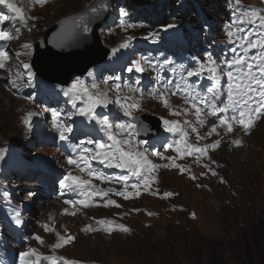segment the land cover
<instances>
[{"label": "rangeland", "instance_id": "1", "mask_svg": "<svg viewBox=\"0 0 264 264\" xmlns=\"http://www.w3.org/2000/svg\"><path fill=\"white\" fill-rule=\"evenodd\" d=\"M18 1L28 19L26 26L9 22L3 28V31L13 34L14 38L5 41L2 49L7 52L8 58L4 68H0V148L6 144L13 149L28 151L23 166L37 169L47 162L55 168L63 162L58 160L59 157L63 158L58 148L29 145L32 137L30 124L24 122L28 118L25 110L36 105L27 90L36 81L29 62L34 43L39 42L42 36L45 37L49 28L61 18L82 13L96 0H47L43 4H37L35 0ZM109 1V22L100 29V35L104 46L112 51L110 58L103 69L91 70V76L88 73L83 78H74L61 91L64 93L73 82L80 80L89 87L90 92L106 93L112 103L107 107L98 106L95 114L98 118L109 117L112 130L119 133V139L126 138V132H120L115 125L132 122V118L125 115L124 110L116 104L117 98L124 108L133 103L139 105V110L130 109L132 117L149 114L160 118L162 133L173 122H179V126L188 132L185 140L194 147H200L203 140L198 141L197 134L184 122H193L198 126L200 136H206L213 125L219 128V118L212 115L203 118V126L197 123L195 109L189 103L192 95L188 94L186 97L189 90L183 86L184 79H187L184 70L196 67V62L206 60V53L210 52L221 69L228 71L224 62L234 58L233 48L236 50L235 56L243 55L249 62H252L253 57L259 59L264 56V49L241 47L243 41L239 39L238 32L239 27L253 32H258V29L248 23L239 25L236 22V16L241 13L234 0H125L134 7L133 19L129 15H120L119 9L123 8L124 0ZM241 3L251 6L257 12H264V0H241ZM9 11L8 8L0 9V16L8 17ZM191 17H197L196 23H190ZM7 20H0V25L3 27V22ZM142 22L152 26L145 28ZM170 24L176 27L165 30V26ZM15 28L20 31L15 32ZM230 32L232 35H229ZM153 33L158 35L153 37L150 35ZM129 37L133 38L129 47L121 48L120 45ZM252 39L264 41V33L254 35ZM202 44L206 47L204 50ZM144 50L145 54H142ZM179 50L185 52V59L174 58L178 56ZM150 52L152 55L148 54ZM142 56L149 57L155 67L145 64L143 72L127 71ZM165 59L172 63L160 68L159 65ZM25 64L29 68H24ZM173 67L176 68L175 73L171 71ZM253 71L255 74V70ZM102 73L106 75L102 76ZM207 75L205 68L199 80L192 77L195 80L191 78L190 82L195 81L200 91L204 87L200 83L207 80ZM105 80L108 82L105 83ZM167 80L173 81V91L178 88L180 90L177 95L166 93L165 106L163 97L151 93L154 87L161 86ZM10 81H14L16 86L13 87ZM93 83L98 85V89L91 88ZM53 91H59L58 87L53 85ZM208 95L210 99L211 95ZM186 98L188 103H185ZM70 99L74 98L69 97ZM172 103H175V109L171 108ZM82 106L81 101H76L75 107L69 102L62 122L72 125V132L66 135L79 152L81 147H94L87 143L88 140H100L97 132L91 133L92 127L89 126L87 117L73 115L72 120H68V115ZM174 112L180 114L173 115ZM256 123L250 130L252 136L239 129H234L231 133V142L234 136L240 137L244 141L243 148L235 147L240 150L235 154H227L229 145L225 142L224 152L223 148L217 149L219 161H210L202 169L198 167L196 158L200 153L186 154L183 145L177 151L175 141L180 139L181 133L168 132L171 139L162 148L158 145L160 139L147 142L148 147H145V141H139L134 134L132 145L139 142L141 149L147 148L148 159L157 165L152 174L155 180L150 182L149 189L145 190L141 184L140 194L136 195V190L130 185L137 178L131 177L127 188L130 198L124 199L114 194L125 190L119 177L128 173H124L122 169L112 167L116 169L114 179L103 182L87 175L86 180L91 179L95 186L92 192L108 189L113 191H109L103 198L94 196L93 204L73 217L60 209L59 199L48 200L52 203L40 200L39 192L46 195L43 187L35 183L36 180H29L26 176L17 180L19 176H14L10 181L4 174L6 167H0V264H211L213 256L224 264H264V248L258 251V247L253 246L259 240L264 246V117ZM210 138H215V133L206 136L204 141ZM80 141L85 143L80 145ZM169 144L172 145L171 148L168 147ZM154 151L161 155H153ZM3 152L1 150L0 165L7 163ZM195 159L197 161L193 164L185 163V171L181 173L178 172L179 168L173 166L186 161L193 162ZM213 171L223 173L227 184L207 182ZM182 179L193 185L196 180L194 186H201V189L183 184ZM162 183L165 187L157 191ZM3 188L8 192H15L14 198H9ZM165 192L176 194L165 197ZM109 199L116 201L120 207L106 205ZM135 209L146 211L147 215L140 214L137 217L133 213ZM14 210L19 211L20 223L16 222ZM79 216L81 219H78ZM102 219L112 220V228L105 238L100 234L103 224L98 223ZM132 224L137 228H134L131 236L117 227L124 225L133 230ZM69 235L74 239L64 243L61 237L67 238ZM37 236L43 243L35 239ZM58 241L62 247H55ZM29 249H35L37 255L22 258L20 253ZM250 255L252 259H249Z\"/></svg>", "mask_w": 264, "mask_h": 264}, {"label": "snow or ice", "instance_id": "2", "mask_svg": "<svg viewBox=\"0 0 264 264\" xmlns=\"http://www.w3.org/2000/svg\"><path fill=\"white\" fill-rule=\"evenodd\" d=\"M37 4L46 3L47 0H35ZM236 4V8L240 10V15L236 16V22L239 25H243L244 23H248L253 25L258 32H253L251 30H246L243 27L238 28V32L240 33L239 39L243 41L240 45L241 47H248L250 49L261 48L264 49V41H254L252 37L254 35H258L259 33H264V12H257L255 9L251 8V6L242 5L241 0H234ZM0 4L6 5V7L11 10L16 18L26 26V21L28 17L24 14V10L21 7H18L16 4L9 2V0H0ZM111 7L109 0H99L97 4L91 6L89 11L84 15H81L77 18V24L82 28L83 32H88L89 24L93 19L99 17L103 12H106ZM121 17H126L128 13L124 8H120ZM9 19L7 16H0V20ZM257 21L259 23L257 24ZM123 23V21H122ZM128 27H132V25H128ZM176 25L170 24L165 26V30L168 28H174ZM15 32H19V28L14 29ZM153 37L157 36V33L150 34ZM229 35H232L230 32ZM13 34L0 30V41H7L13 39ZM133 39L129 37L127 41L120 45L121 48L129 47V42ZM25 47H31V45H25ZM113 51H116L115 49ZM234 53V58L231 61H225V66L228 68V71L224 73L226 76V84H222V76H221V65L217 62L216 59L213 58L212 53H206V60L197 61V66L191 69H185V76L187 79H184V88L188 89V93H186V97L188 94L192 95L194 100H198L200 104L207 105L211 112L210 114L216 116L218 113H230V115L219 117V125L226 126L227 133H232L234 131L233 124L239 125L245 134H249L250 130L255 126L258 119L264 116V56L253 57L252 62H249L247 58L243 55L235 56V48L232 49ZM7 52L0 50V68H4L5 61L7 60ZM172 62L165 59L163 63L159 65L160 68H164L166 65L171 64ZM148 65L149 67H155L152 64V61L147 56H142L140 60L134 61L133 66L129 67L127 71L132 72H143V65ZM24 68H29V65L25 64ZM205 68H207L208 75L206 79L209 81L208 86L203 90V95L201 91L198 90L199 86L195 81H191L192 77H196L197 80L204 74ZM235 69V71H233ZM246 70V71H245ZM255 70V74L254 71ZM171 71L173 73L176 72V68H172ZM29 75L31 73L29 72ZM91 76L92 73H89ZM105 83L108 81L105 80ZM13 84V87L16 86L14 81H10ZM173 81L167 80L161 86L154 87L152 89L153 95L163 97L165 99V106H167V98L166 93H170L171 95H177L179 88L176 91L172 90ZM92 89H98V85L93 83L91 85ZM119 88V85H117ZM161 88L163 90H161ZM139 89H132V91H138ZM67 97H73L74 99H70V103L75 107L76 101H81L84 106L80 107L75 113H70L68 115V120H72L73 115L85 116L89 119V121H95L98 125H100L101 131H103L107 137V141L110 143H105L102 140H88V144L94 145L93 148L81 147L80 148V156L79 157H68V164L75 165L80 172L87 171V175L89 177L95 178L97 180H101L102 182L107 180V177L101 174L99 171L94 170L91 166L92 160H98L100 164H106L107 167H115L122 170H125L128 174L122 175L119 177V181L123 183L125 190L116 191L114 194L122 196L124 199H129L130 195L127 191L129 180L131 177H136L137 181L132 183L130 186L132 189L136 190V195L140 194L141 184H143L144 189H149V184L151 181L155 180V177L152 176V171L157 167L151 163L148 159V149H141L140 143L138 142L135 146L132 145V140L134 139V134L138 135L139 131L137 129V125L134 122H129L125 124H117L116 128L120 129V132H126V138L119 139V133L114 132L113 125L109 121L108 116L97 117L94 111V108L97 106L107 107L111 100L107 98L106 93L96 92L92 93L89 90V87L84 84L83 81L77 80L71 84V86L64 91L63 93ZM211 94V98L209 99V95ZM185 103H188V99H185ZM116 104L124 110V114L131 117L133 121H135V117H132V111L130 109L139 110V105L136 103L128 105L127 108H124V105L121 103L120 99L117 98ZM193 108L195 109V116L197 123L201 126L204 125L205 120L202 118V109L197 104L193 103ZM179 112H174L173 115H179ZM34 115V113L29 112L27 114V119H25V124H30V119ZM60 113H54V117L58 118ZM185 125L191 127V131L197 134V140L205 139L206 136L211 135L212 133L217 132V125H213L211 131L206 134V136H200L198 129L195 125L191 124L189 121L184 122ZM166 125H169L168 121H165ZM57 128L59 130V138L60 140H66L68 137L66 133L72 132V125L66 123H57ZM127 130V131H126ZM166 130L170 133H181L180 139L175 141L177 145V151H179V146L183 145L186 154H191L192 152L206 154L208 149L216 148L219 146L221 141L217 140L213 144H207L203 147H194L190 145L185 140V137L188 135L183 128L179 126V122H173L170 126L166 128ZM85 142L80 141V145H83ZM233 143L237 146L241 144L240 140H235ZM169 148L172 147L171 144L168 145ZM91 153V155H88ZM153 155L160 156L161 154L158 151H154ZM171 159V158H169ZM168 165H165L167 167ZM175 167H179L178 165H173ZM181 172L185 171L184 168L180 169ZM213 175L216 173L213 171ZM196 179L195 176L192 177ZM70 182V183H69ZM223 182V181H222ZM61 185L71 191L79 190V195L85 197V199H81L79 201L80 204L85 207L89 206V200L92 199L93 196H100L103 198L107 196L109 191H113L112 189L108 190H99L92 192V195H88V188L92 185L91 179H83L80 176L73 175L72 172H68L65 176L64 180H61ZM31 195V194H30ZM173 193L165 192L164 196H172ZM65 203H73L72 201H65ZM106 205H115L116 207H120L119 204L114 200H107ZM15 215L17 217L16 222L20 223L19 211L14 210ZM151 215V213H149ZM194 215V214H193ZM100 224H111V221L100 220L98 221ZM91 228V226H87ZM119 229L124 232H128L129 229L124 225H118ZM47 230V228H46ZM38 241L43 243L40 237H35ZM74 237L68 236L67 238L61 237L64 243H68L73 240ZM63 245L57 243L55 247L59 248ZM37 253L35 249H29L27 252L20 253V256L29 257L36 256Z\"/></svg>", "mask_w": 264, "mask_h": 264}, {"label": "water", "instance_id": "3", "mask_svg": "<svg viewBox=\"0 0 264 264\" xmlns=\"http://www.w3.org/2000/svg\"><path fill=\"white\" fill-rule=\"evenodd\" d=\"M98 2L91 3L82 13L61 18L48 29L40 43L35 44L32 68L42 82L68 85L72 79L85 76L109 58L111 51L104 46L99 30L108 22L110 8L91 21L88 32H83L76 22ZM135 118L141 139L153 138L162 132L160 118L149 114Z\"/></svg>", "mask_w": 264, "mask_h": 264}, {"label": "bare ground", "instance_id": "4", "mask_svg": "<svg viewBox=\"0 0 264 264\" xmlns=\"http://www.w3.org/2000/svg\"><path fill=\"white\" fill-rule=\"evenodd\" d=\"M9 2H12V3H14V4H16L18 7H20L21 5L19 4V1L18 0H9ZM50 2H53V1H50ZM20 5V6H19ZM2 6V4H0V7ZM24 14H25V11H24ZM14 18H16V16H14ZM1 76V75H0ZM1 83V82H0ZM0 93H2V91L0 90ZM185 100V99H184ZM189 101V100H188ZM57 103H59L58 101H57ZM189 103L190 104H193V103H191L190 101H189ZM201 107V109H202V118H208V117H211L212 115L210 114V112L208 111V108L207 109H205L206 107L202 104V106H200ZM205 107V108H204ZM97 108V110H98V106L96 107ZM171 108H173V109H175L176 108V105H175V103H172V105H171ZM224 115H229V113H223ZM186 115L188 116V112L186 113ZM191 124H193V122H190ZM193 125H195V124H193ZM196 126V125H195ZM196 127H198V126H196ZM191 128V127H190ZM233 128L234 129H239V130H242L243 131V129L239 126V125H237V124H233ZM217 132L219 133V135H217L216 133H215V138H210V139H208L207 141H204V139H201V140H203V142H202V144H200L201 146L200 147H203V143L205 144V145H207V144H213L215 141H217V140H219V141H221V143L219 144V146L218 147H216V148H214V149H212V148H210V149H208V151H207V153L206 154H199L198 155V157H196L197 159H198V167L200 168V169H202L203 167H204V165H209V162L210 161H212V162H214V161H219V156H217V149H219V148H223V145H224V143L226 142V143H228V145H229V150H227V154H235L237 151H239V150H236V148L235 147H238V148H241L242 146H244V141L240 138V137H237V136H234V139H233V141H235V140H240L241 141V144L239 145V146H237V145H235L234 143H233V141L231 142V140H230V135H231V133H227V131H226V126H220L219 125V128H217ZM201 134V133H200ZM250 135H251V133H250ZM249 135V136H250ZM252 136V135H251ZM217 137H219V139L217 138ZM243 148V147H242ZM224 150H226V149H222V152H224ZM0 153H1V150H0ZM4 156V155H3ZM1 158H3V157H1ZM197 160H195L194 162H196ZM8 163V162H7ZM7 163L6 164H4V165H0V166H5V165H7ZM185 163H187V164H189L187 161L186 162H182V163H180V165H179V167H175V168H179L178 169V172L179 173H181V171H180V169L181 168H185V166H186V164ZM183 164V166H181ZM157 168V167H156ZM156 168H155V170H156ZM171 169V168H170ZM170 169L168 170V173H170ZM215 173H216V175H211V178L209 179V180H207V182H211V183H216L217 185H225V184H227V178H226V176L223 174V173H221V172H219V171H214ZM23 175V176H22ZM21 175V178L22 177H24L25 175L24 174H22ZM29 180L31 179L29 176H26ZM178 176H175V178H177ZM223 181V182H222ZM169 182H171V180H169ZM182 182H183V184L184 183H187L188 185H190V186H192V187H195L194 185L197 183V181L195 180V184L193 185V183L192 182H190V181H188V180H184V179H182ZM164 183H162V184H160L159 185V187H158V189H157V191L158 190H160V189H163L165 186L163 185ZM195 188H197V189H201V186L200 187H195ZM56 190V189H55ZM55 190H51V192L52 193H54V191ZM79 191V190H78ZM156 191V192H157ZM159 193H160V191H159ZM176 194V192H174V194L173 195H175ZM133 213H134V215L135 216H139L140 214H142V215H147V212L146 211H144V212H140L139 210H137V209H135L134 211H133ZM78 219H81V217H78ZM106 221H111V224L109 225V224H103L102 225V227H101V229H100V234H101V237L102 238H105L106 236H107V234H108V232L111 230V228H112V220H110V219H108V220H106ZM132 226H133V230H129L128 232H127V234L126 235H130L131 236V234H132V232L134 231V228H137L135 225H133L132 224ZM112 247H110V249H111Z\"/></svg>", "mask_w": 264, "mask_h": 264}, {"label": "trees", "instance_id": "5", "mask_svg": "<svg viewBox=\"0 0 264 264\" xmlns=\"http://www.w3.org/2000/svg\"><path fill=\"white\" fill-rule=\"evenodd\" d=\"M125 1V0H124ZM146 1H148V2H152V1H154V0H146ZM178 2V1H177ZM126 4H128L126 1L122 4V6H125ZM129 9H132V7L131 6H128L127 7V10L129 11ZM132 14V13H131ZM175 17V19H179V18H176V16H174ZM196 19H197V17H191L190 18V23H196ZM147 26H151L150 24H146ZM181 54H183V55H185V52H183V51H181ZM254 247H258V251H260L261 249H263L264 248V246H263V242L261 241V240H259L258 242H255V244L253 245ZM249 259H252V257H251V255H250V257H249ZM211 264H224V263H222V261H220L219 260V258H217V257H212L211 258Z\"/></svg>", "mask_w": 264, "mask_h": 264}]
</instances>
